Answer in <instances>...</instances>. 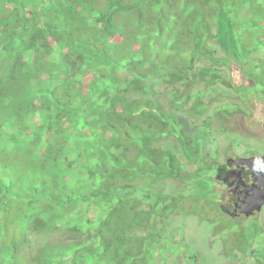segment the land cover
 Listing matches in <instances>:
<instances>
[{
  "label": "trees",
  "instance_id": "1",
  "mask_svg": "<svg viewBox=\"0 0 264 264\" xmlns=\"http://www.w3.org/2000/svg\"><path fill=\"white\" fill-rule=\"evenodd\" d=\"M201 55L264 85V0H0V264H160L176 201L156 187L180 170L156 145L175 127L148 99L163 73L175 107L206 110L179 96Z\"/></svg>",
  "mask_w": 264,
  "mask_h": 264
},
{
  "label": "rangeland",
  "instance_id": "2",
  "mask_svg": "<svg viewBox=\"0 0 264 264\" xmlns=\"http://www.w3.org/2000/svg\"><path fill=\"white\" fill-rule=\"evenodd\" d=\"M176 0H172L174 2ZM149 12H145L147 16ZM175 18L171 20L173 22ZM131 20L130 17L127 18ZM50 26L53 25L50 24ZM164 33L156 39L160 43L167 42L170 44L173 37H167ZM52 33H48V39H51ZM158 37V38H157ZM46 43H48L46 41ZM52 46L51 58L58 61L61 50L54 45ZM217 57L223 58V54L219 51ZM249 59V58H248ZM186 59L183 64L186 63ZM55 66V65H54ZM210 67V72L204 78L200 75L199 70ZM213 68V69H212ZM212 70L215 73H221V70L226 71V75L220 76V82L212 84L210 78L213 77ZM147 75L150 78L152 73L147 70ZM163 73H156L153 76L154 93L148 99L149 103L156 104L151 108H159L161 115L165 119H169L175 127V131L169 127V136L166 140L162 139L156 145H160L162 150H169L178 156L179 159V179L174 178L165 181H160L157 185V190L161 191L162 195L175 199V204L170 209L174 213L170 218L161 224L158 221L159 229L163 234L162 241L158 244L160 251H154L160 264H264V213L258 215L260 217L242 222H231L223 216H218L216 210L215 198L213 194L207 192L205 176L210 172L208 160L218 159L217 155L212 151L215 145L212 139H217L221 134V120L227 117L250 116L247 114L242 101H245L243 94L238 90L240 86L247 82L249 85H254V90L261 98H264V85L261 80L262 74L259 70L249 69L248 72H242L238 65H233L232 68L210 65L206 57L202 55L197 58L192 73L184 74L186 83L180 85V97H186L188 93L192 103L196 101L207 105L198 107L196 110H186L185 101H177L179 104L174 106L170 102L168 95L172 92H178L177 89L170 85V79ZM212 86H219L214 88ZM236 88V90H234ZM248 91L253 90L252 86H248ZM182 92V93H181ZM259 96H254L256 102L254 106L259 114L264 116L263 106L258 103ZM251 97L248 94L247 99ZM259 101V102H257ZM197 111L203 112L200 116L196 115ZM181 125L182 129H178ZM186 127V128H184ZM195 127L197 129L193 130ZM253 134L264 138V130L258 126ZM167 133H160V136H166ZM177 135V138H176ZM198 136H201L198 140ZM203 136L205 139L203 140ZM178 140L182 141L180 143ZM252 145H255L253 142ZM183 147L188 152L187 158L183 154ZM188 149V150H187ZM207 152L209 154L207 155ZM178 170V169H175ZM158 191V192H159ZM157 198V197H156ZM147 210L150 209L146 203ZM96 212H92L94 216ZM95 218V217H94ZM98 218V217H97ZM93 227L98 226L95 221ZM95 228H91L94 232ZM91 232V233H92ZM168 250L169 252H165ZM165 252V253H163ZM170 261V262H169Z\"/></svg>",
  "mask_w": 264,
  "mask_h": 264
},
{
  "label": "flooded vegetation",
  "instance_id": "3",
  "mask_svg": "<svg viewBox=\"0 0 264 264\" xmlns=\"http://www.w3.org/2000/svg\"><path fill=\"white\" fill-rule=\"evenodd\" d=\"M251 107L245 106L253 112L250 116L221 120L222 132L211 140L217 145L212 151L218 159L207 161L210 172L205 176L206 189L214 195L209 199L215 198L218 216L234 223L256 219L264 213V205L257 210L264 201L260 194L264 188V138L253 134L257 126L264 130V116H258Z\"/></svg>",
  "mask_w": 264,
  "mask_h": 264
},
{
  "label": "water",
  "instance_id": "4",
  "mask_svg": "<svg viewBox=\"0 0 264 264\" xmlns=\"http://www.w3.org/2000/svg\"><path fill=\"white\" fill-rule=\"evenodd\" d=\"M260 194L262 197L264 196V188L261 190ZM262 205H264V201L258 205L257 210H260V206H262Z\"/></svg>",
  "mask_w": 264,
  "mask_h": 264
},
{
  "label": "clouds",
  "instance_id": "5",
  "mask_svg": "<svg viewBox=\"0 0 264 264\" xmlns=\"http://www.w3.org/2000/svg\"><path fill=\"white\" fill-rule=\"evenodd\" d=\"M169 7H171V4H170ZM246 86H252L253 88L255 87L254 85H249V84H247V82H246ZM242 105H243V103H242Z\"/></svg>",
  "mask_w": 264,
  "mask_h": 264
}]
</instances>
